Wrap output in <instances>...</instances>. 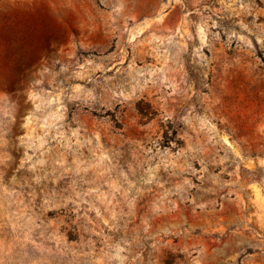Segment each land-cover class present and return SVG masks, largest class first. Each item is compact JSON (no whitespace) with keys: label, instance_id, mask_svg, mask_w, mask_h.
Here are the masks:
<instances>
[{"label":"rangeland","instance_id":"1","mask_svg":"<svg viewBox=\"0 0 264 264\" xmlns=\"http://www.w3.org/2000/svg\"><path fill=\"white\" fill-rule=\"evenodd\" d=\"M0 264H264V0H0Z\"/></svg>","mask_w":264,"mask_h":264}]
</instances>
